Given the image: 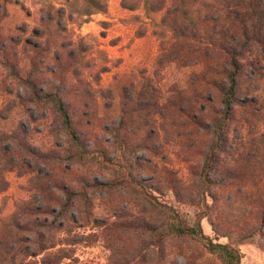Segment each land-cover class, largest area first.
<instances>
[{
    "label": "rangeland",
    "instance_id": "obj_1",
    "mask_svg": "<svg viewBox=\"0 0 264 264\" xmlns=\"http://www.w3.org/2000/svg\"><path fill=\"white\" fill-rule=\"evenodd\" d=\"M179 5L0 0V257L7 222L22 215L40 232L46 220L57 222V245L14 264H223L192 237L158 241L153 229L167 219L150 194L190 223L203 216L204 233L239 249L242 264H264V84L252 105V69L243 68L206 193L201 173L222 93L201 105L204 115L198 105L186 109L198 66L173 61L168 48L176 18L168 13ZM47 92L62 96L81 140L103 163L73 158L77 148L57 111L40 98ZM129 174L147 196L124 185ZM96 182L120 184L88 187ZM20 237L35 253L40 237L23 229Z\"/></svg>",
    "mask_w": 264,
    "mask_h": 264
},
{
    "label": "trees",
    "instance_id": "obj_2",
    "mask_svg": "<svg viewBox=\"0 0 264 264\" xmlns=\"http://www.w3.org/2000/svg\"><path fill=\"white\" fill-rule=\"evenodd\" d=\"M180 4L168 13V18L172 14L176 17L168 25V31L172 33V39L168 42L171 46L168 48L176 55L173 61H182L186 66H198V71L194 72L189 80L191 97L186 99V109L198 105L201 112L199 113L204 115L206 109L201 105H207L216 92L222 93L220 118L213 127V139L201 173L203 191L207 193L214 183L212 173L219 154L226 148L225 130L233 117L238 84L244 67L252 69L246 82L248 94L254 98L250 103L254 105L261 101L257 89L264 84V0H180ZM40 98L48 100L57 111L61 127L77 148L73 158L78 161L97 159L103 163L102 155L86 148L81 140L62 96L57 92H47L43 96L40 95ZM247 108L249 109L246 110V118H253L254 110L250 106ZM129 175L131 180L124 182V185L133 184L146 194L144 183ZM118 184L120 183L96 182L88 187H114ZM86 193L85 190L78 194L68 193V201ZM148 195L149 201L167 219L164 225L153 229V236L157 237L158 241H162L167 235L192 237L201 241L206 250L220 258L223 264H242V253L239 249L228 243L214 241L204 233L203 216L198 215L195 222L190 223L175 207L160 203ZM7 225L8 239L4 246L6 255L0 257L1 263L14 264L20 257L27 259L57 245V222L46 220L41 224L44 230L40 232L29 228L30 220L27 221L24 216L14 215ZM21 229L32 231L40 237L35 253L22 246ZM57 263L56 259L45 262Z\"/></svg>",
    "mask_w": 264,
    "mask_h": 264
}]
</instances>
